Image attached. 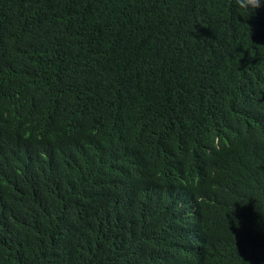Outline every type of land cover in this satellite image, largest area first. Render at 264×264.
I'll return each mask as SVG.
<instances>
[{"label": "trees", "instance_id": "16d2710c", "mask_svg": "<svg viewBox=\"0 0 264 264\" xmlns=\"http://www.w3.org/2000/svg\"><path fill=\"white\" fill-rule=\"evenodd\" d=\"M0 264H264V6L0 0Z\"/></svg>", "mask_w": 264, "mask_h": 264}, {"label": "clouds", "instance_id": "9594fccd", "mask_svg": "<svg viewBox=\"0 0 264 264\" xmlns=\"http://www.w3.org/2000/svg\"><path fill=\"white\" fill-rule=\"evenodd\" d=\"M233 4L237 12L247 20L264 6V0H233Z\"/></svg>", "mask_w": 264, "mask_h": 264}]
</instances>
